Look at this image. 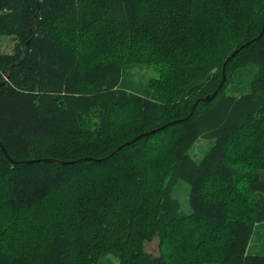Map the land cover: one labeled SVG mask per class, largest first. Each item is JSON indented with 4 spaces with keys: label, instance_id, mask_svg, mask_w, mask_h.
<instances>
[{
    "label": "trees",
    "instance_id": "1",
    "mask_svg": "<svg viewBox=\"0 0 264 264\" xmlns=\"http://www.w3.org/2000/svg\"><path fill=\"white\" fill-rule=\"evenodd\" d=\"M0 84V264H264V0H0Z\"/></svg>",
    "mask_w": 264,
    "mask_h": 264
},
{
    "label": "water",
    "instance_id": "2",
    "mask_svg": "<svg viewBox=\"0 0 264 264\" xmlns=\"http://www.w3.org/2000/svg\"><path fill=\"white\" fill-rule=\"evenodd\" d=\"M261 36H262V33L260 34V36H258L257 38H255L253 41L258 40ZM249 44H250V42H247L246 44L242 45L239 49L233 51L232 54H231V55L227 58V60L224 62L223 66H222V82H221V84L219 85V88H221V86L223 85V83H224V81H225V75H224V74H225V68H226V65L228 64V62H229L233 57H235V55H236L241 49L247 47ZM23 57H24V56H22L21 59H20L16 64L12 65V66L9 68V70H7L6 75H5L4 79H3V81L1 82V84H4L5 81H7V79L9 78L8 75H9V71H10V69H12L14 66L20 64L21 61L23 60ZM1 84H0V85H1ZM214 95H215V94H214ZM214 95H213V96H214ZM213 96H212V97H213ZM210 100H211V98H207V99L205 100V102H209ZM151 133H152V132H150V133H148V134H145L144 136H146V135L148 136V135H150ZM140 137H142V136H139L138 138H140ZM138 138H135L133 141H136ZM0 148H1V150H2V152H3V154H4V156L6 157V159H7L8 161L12 162L11 159H10V157H9V155L7 154V152L5 151V149L1 146V144H0ZM42 162H44V163H56V161H54V160H42ZM15 163H16V162H15ZM22 163H31V162H22ZM74 163H75V162H60L61 165H72V164H74Z\"/></svg>",
    "mask_w": 264,
    "mask_h": 264
},
{
    "label": "rangeland",
    "instance_id": "3",
    "mask_svg": "<svg viewBox=\"0 0 264 264\" xmlns=\"http://www.w3.org/2000/svg\"><path fill=\"white\" fill-rule=\"evenodd\" d=\"M2 47H3V50L6 51V52H10L11 51V48H12V44L10 42V40H5L2 44ZM134 75L136 76L135 78L136 79H139V76H143V77H148L150 74L148 72V70H141V71H135L134 72ZM205 142L203 141H198L197 143V146H196V153H198L200 150H202L203 148H205ZM208 146L206 147V149L204 150V152L207 150ZM203 152V153H204ZM202 153V155H203ZM201 156L199 157H196V159H200ZM44 160H51V159H44ZM185 187L186 185L183 183L181 184V188H179L178 190H176V193H175V197L180 201V203L182 204V206H186L187 204V198H186V192H185ZM116 263V261H115Z\"/></svg>",
    "mask_w": 264,
    "mask_h": 264
}]
</instances>
